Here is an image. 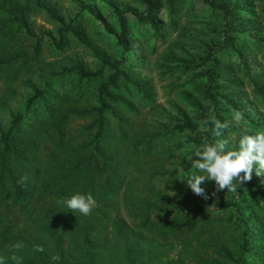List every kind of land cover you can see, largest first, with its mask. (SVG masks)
<instances>
[{
	"label": "trees",
	"instance_id": "16d2710c",
	"mask_svg": "<svg viewBox=\"0 0 264 264\" xmlns=\"http://www.w3.org/2000/svg\"><path fill=\"white\" fill-rule=\"evenodd\" d=\"M71 1L81 12L88 11L82 0ZM133 2L136 8L108 2L113 24L93 14L113 37L118 57L94 52L98 70L75 64L50 73L44 88L28 85L25 113L36 106L40 114L29 118L40 120L30 122L9 112L8 125L0 127V225L6 204L25 208L36 198L43 203L28 226L0 229V264H264V176L253 170L251 180L236 192L228 191L227 197H219L214 181L202 186L207 199L186 184L191 174H200L192 167L196 147L228 140L226 150H233L245 132H264L261 117L250 118L251 110L264 118L259 60L264 0ZM189 2H200L209 12L216 23L207 26L213 36L194 29L174 40L161 68L169 77L183 78L182 99L163 111L156 127L143 123L136 130L123 115L136 110L130 95L141 101L152 95L139 69L155 52L152 42L178 35ZM34 11L44 12L58 26L57 39L51 40L56 51L63 52L68 41L86 42L74 19L66 20L43 0H0V38L6 39L0 42L9 47L0 52V72L12 81L40 62V40L30 53H16L11 45L19 34L36 38L29 21ZM199 33L204 41L197 39ZM93 83L98 85L91 105L79 107L68 97V85L81 97ZM235 113L241 116L239 122L233 119ZM72 121L87 123L71 132ZM216 121L229 124L219 137L212 131ZM44 140L50 154L41 150ZM155 180L173 184L175 195L167 198L157 191ZM76 193L93 196L99 205L94 214L70 212L60 203ZM119 195L132 225L107 213ZM214 203L216 215L210 209ZM225 214L229 217L219 219ZM226 229L236 237L224 235Z\"/></svg>",
	"mask_w": 264,
	"mask_h": 264
},
{
	"label": "rangeland",
	"instance_id": "374dc122",
	"mask_svg": "<svg viewBox=\"0 0 264 264\" xmlns=\"http://www.w3.org/2000/svg\"><path fill=\"white\" fill-rule=\"evenodd\" d=\"M88 11L81 12L79 7L71 0H43L44 4L53 7L59 14H61L66 20L74 19L76 25L80 27L83 31V35L86 42L78 43L73 41H68V46L63 52L56 51L52 48L51 40L57 39L56 31L58 26L51 23L44 12H32L29 18L33 33L36 35L34 37H26L24 34H19L11 45L13 51L16 53L24 52L30 53L35 46L36 40H40V62H34L33 69L26 72H22L18 80L12 81L8 77L7 72H0V127L6 128L9 121V112H14L25 116V119L30 122L38 121L40 118L35 120H30V116L36 117L40 114V110L33 106L28 113H25L27 98L31 96V92L28 85H36L40 88L45 87L46 77L53 72H57L64 67H69L75 64H81L86 66L89 70L96 71L100 68L98 60L94 56V52L100 55L115 56L118 57L120 52L115 47V42L112 36L108 35L98 22L94 15L102 17L106 22L113 24V13L108 7V2L116 1L117 3L128 4L129 7H135L136 5L133 0H82ZM126 15L130 22H133V16L130 12ZM166 20V16H163V21ZM216 23L209 18V12L200 2H189L186 8L182 12V16L179 20L180 32L177 34H170L166 39H156L155 42L151 43L155 49L154 54L148 55V60L144 63V66L139 69L141 78L147 83L151 90V98L147 101H141L140 97H136L135 94L130 95V101L134 104L136 110L131 113H125L124 117L127 119L128 125L133 126L136 130L143 128V123L151 126H157L160 121L163 120L161 115L163 111H169L170 105H176L180 103L181 93L183 91V78L177 80L178 75H168L163 74L162 56L169 52L171 45L175 39H183L184 31H193L194 29L203 30L209 34V38H212V34L208 32V27L210 29L214 27ZM261 31L262 37L264 38V20L261 21ZM197 39L205 40L204 33H199ZM6 40V39H1ZM9 47H5L0 42V52L9 51ZM150 51V50H149ZM149 54V53H148ZM259 60L261 62V69L264 72V51L259 55ZM178 74V73H177ZM107 75V73H106ZM180 76V75H179ZM182 77V76H181ZM98 83H93L87 91L81 94V97L76 96V90L68 85V97L75 101L73 103L79 102V107H85L91 105L93 98L96 94V88ZM178 88H175L177 87ZM174 87V88H173ZM57 95H62L63 88L59 87ZM248 92L250 89H247ZM120 94L127 98L128 93L121 90ZM60 101L68 106V100L61 98ZM252 109V106H249ZM250 118L258 120L261 117L260 122L264 126V118L261 114L257 113L255 110H251ZM86 121H72L70 123V131L77 132L80 128L85 125ZM141 126V127H139ZM42 152L51 153L50 144L45 140L42 142ZM169 168V164L165 166V169ZM207 183V182H206ZM153 184L157 191L164 194L167 198H171L175 195V190L171 183H164L162 180H155ZM204 184L201 185V187ZM134 190H138L137 187H133ZM133 192V191H131ZM228 190L219 192V197H227L226 194ZM138 194V193H137ZM43 205L39 198L31 201V203L25 208L14 207L11 204H6L1 209V220L2 225L0 229L9 226L13 228L14 231H19L24 227L28 226L34 217L37 208ZM216 204L214 203L210 209L213 215L217 214ZM99 208V205L95 203L92 212L89 215L95 213ZM131 209V207H130ZM107 213L111 219L127 223L132 225V218L125 207L123 197L121 195L114 197L111 205L107 209ZM242 213H245L242 208ZM228 214L220 215L219 219L228 218ZM234 220V219H233ZM224 235L228 237H236V232L232 229H226L223 231ZM240 241V237L237 242Z\"/></svg>",
	"mask_w": 264,
	"mask_h": 264
},
{
	"label": "clouds",
	"instance_id": "9594fccd",
	"mask_svg": "<svg viewBox=\"0 0 264 264\" xmlns=\"http://www.w3.org/2000/svg\"><path fill=\"white\" fill-rule=\"evenodd\" d=\"M234 121L239 122L241 116L235 113ZM209 122L205 121V126ZM228 123L216 121L212 129L215 136L221 135L222 129H228ZM228 140H219L216 143L207 142L195 148L192 159V167L197 173H193L186 180L187 187L197 196H204L205 188L201 185L206 182H215L217 192L225 189L230 192H236L247 181L252 178L253 170L257 177L264 176V132L255 134L241 135L237 147L233 150H226ZM244 175L241 176L240 174ZM60 203L70 210V212H79L83 216H88L95 206V200L91 194L76 193L71 197L65 198Z\"/></svg>",
	"mask_w": 264,
	"mask_h": 264
}]
</instances>
